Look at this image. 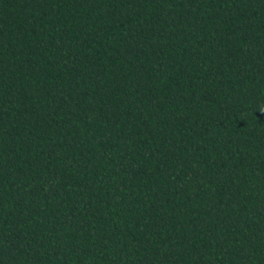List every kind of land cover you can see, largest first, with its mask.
Listing matches in <instances>:
<instances>
[{"label":"trees","instance_id":"obj_1","mask_svg":"<svg viewBox=\"0 0 264 264\" xmlns=\"http://www.w3.org/2000/svg\"><path fill=\"white\" fill-rule=\"evenodd\" d=\"M0 264H264V0H0Z\"/></svg>","mask_w":264,"mask_h":264}]
</instances>
